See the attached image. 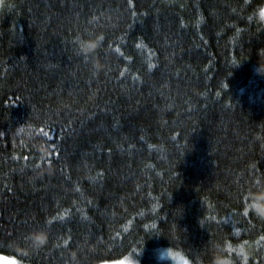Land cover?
<instances>
[{
	"label": "trees",
	"instance_id": "1",
	"mask_svg": "<svg viewBox=\"0 0 264 264\" xmlns=\"http://www.w3.org/2000/svg\"><path fill=\"white\" fill-rule=\"evenodd\" d=\"M263 5L0 0V253L264 264Z\"/></svg>",
	"mask_w": 264,
	"mask_h": 264
},
{
	"label": "clouds",
	"instance_id": "2",
	"mask_svg": "<svg viewBox=\"0 0 264 264\" xmlns=\"http://www.w3.org/2000/svg\"><path fill=\"white\" fill-rule=\"evenodd\" d=\"M260 11L261 10H257L256 18L261 22H264V18H261ZM101 40L102 37H97L95 40L81 41V51L86 54H91L100 45ZM262 62H264V57H260V60L254 69L255 73L259 76H264V63ZM257 205L264 206V189H260L250 196L249 210L259 217L261 211H264V208L258 211L256 207ZM30 239L34 247H44L47 243V234L39 231L30 233ZM224 260L230 261V257L223 255L213 256V264H221V261ZM164 262H169V264H183V261L174 257L169 249H162L157 253V264H164Z\"/></svg>",
	"mask_w": 264,
	"mask_h": 264
},
{
	"label": "rangeland",
	"instance_id": "3",
	"mask_svg": "<svg viewBox=\"0 0 264 264\" xmlns=\"http://www.w3.org/2000/svg\"><path fill=\"white\" fill-rule=\"evenodd\" d=\"M260 15L262 18H264V5L261 9ZM171 252L174 257H177L179 260L183 261V264H189L186 257H184L178 252H173V251ZM0 264H27V263L21 262L20 260L14 257L7 256V255L0 253ZM96 264H138V263L132 258L124 257L120 259L105 260V261L98 262Z\"/></svg>",
	"mask_w": 264,
	"mask_h": 264
}]
</instances>
